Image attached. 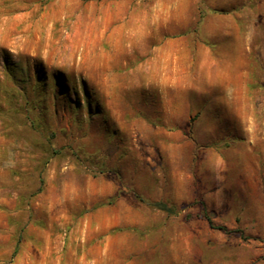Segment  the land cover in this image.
I'll return each mask as SVG.
<instances>
[{"label": "rangeland", "instance_id": "1", "mask_svg": "<svg viewBox=\"0 0 264 264\" xmlns=\"http://www.w3.org/2000/svg\"><path fill=\"white\" fill-rule=\"evenodd\" d=\"M0 264H264V0H0Z\"/></svg>", "mask_w": 264, "mask_h": 264}, {"label": "trees", "instance_id": "2", "mask_svg": "<svg viewBox=\"0 0 264 264\" xmlns=\"http://www.w3.org/2000/svg\"><path fill=\"white\" fill-rule=\"evenodd\" d=\"M150 204V203H149ZM153 205L155 206V207H157V208H159V209H161V210H164L165 212H168V213H171L172 212V207H169V206H167L165 203H163V202H155V203H153ZM201 216L203 217V218H205L207 221H208V223L210 224V226L211 227H213V228H217V229H225V227H223V226H215V225H213V223H212V220H211V218H210V216L203 210L202 211V213H201Z\"/></svg>", "mask_w": 264, "mask_h": 264}]
</instances>
